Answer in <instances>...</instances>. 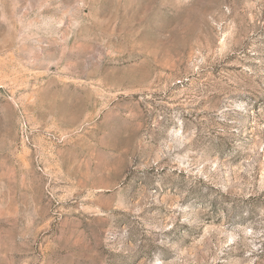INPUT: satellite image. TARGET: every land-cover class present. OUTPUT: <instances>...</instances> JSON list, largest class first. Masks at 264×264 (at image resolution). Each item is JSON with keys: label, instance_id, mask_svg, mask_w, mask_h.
Masks as SVG:
<instances>
[{"label": "rangeland", "instance_id": "1", "mask_svg": "<svg viewBox=\"0 0 264 264\" xmlns=\"http://www.w3.org/2000/svg\"><path fill=\"white\" fill-rule=\"evenodd\" d=\"M0 264H264V0H0Z\"/></svg>", "mask_w": 264, "mask_h": 264}]
</instances>
